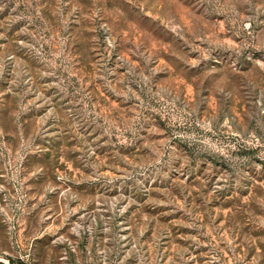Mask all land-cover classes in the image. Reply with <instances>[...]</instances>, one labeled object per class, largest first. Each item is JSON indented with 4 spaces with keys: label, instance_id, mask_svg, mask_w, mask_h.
<instances>
[{
    "label": "rangeland",
    "instance_id": "rangeland-1",
    "mask_svg": "<svg viewBox=\"0 0 264 264\" xmlns=\"http://www.w3.org/2000/svg\"><path fill=\"white\" fill-rule=\"evenodd\" d=\"M0 264H264V0H0Z\"/></svg>",
    "mask_w": 264,
    "mask_h": 264
}]
</instances>
